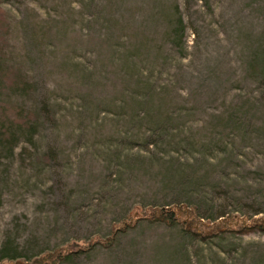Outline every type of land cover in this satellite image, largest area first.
<instances>
[{
    "label": "rangeland",
    "instance_id": "1",
    "mask_svg": "<svg viewBox=\"0 0 264 264\" xmlns=\"http://www.w3.org/2000/svg\"><path fill=\"white\" fill-rule=\"evenodd\" d=\"M0 10V68L31 85L4 82L0 107L38 114L32 134L14 127L12 151L0 146V247L25 255L0 264L104 237L148 206L182 203L210 223L264 217V74L251 69L264 55V0ZM60 264H264V233L200 240L141 219L110 248Z\"/></svg>",
    "mask_w": 264,
    "mask_h": 264
},
{
    "label": "trees",
    "instance_id": "2",
    "mask_svg": "<svg viewBox=\"0 0 264 264\" xmlns=\"http://www.w3.org/2000/svg\"><path fill=\"white\" fill-rule=\"evenodd\" d=\"M177 10V8H176ZM2 12L0 10V25L3 22ZM182 21L179 16L171 23V36H176L181 30ZM256 65L251 67L255 74H264V55L256 58ZM7 69V70H6ZM14 85L22 90L31 89V85L26 82L16 71L9 68H0V87L3 83ZM38 119V114L34 111L24 113L20 109L6 104L0 107V146L6 147L12 151L17 137L15 128L23 130L29 129L28 133L32 134L33 122ZM25 131V130H24ZM40 159H45L41 156ZM145 219L147 222H159L166 225L178 224L181 231L198 237L200 240H206L220 233H244L249 231H260L264 233V217L237 218L233 215L223 216L215 222H202L192 206H185L182 203L172 204L170 206L154 207L148 206L140 209L139 217L127 216L126 218L113 224L104 237L88 239L81 241H69L61 246H56L51 250L43 251L39 255L24 259L21 264H60L69 261L74 256L81 253H88L94 247L110 248L115 244L120 234L125 233L128 229L133 228L136 223ZM25 258L24 254L16 252L11 246L3 244L0 247V261Z\"/></svg>",
    "mask_w": 264,
    "mask_h": 264
}]
</instances>
